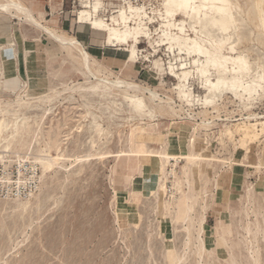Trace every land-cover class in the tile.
Wrapping results in <instances>:
<instances>
[{
  "label": "rangeland",
  "instance_id": "obj_1",
  "mask_svg": "<svg viewBox=\"0 0 264 264\" xmlns=\"http://www.w3.org/2000/svg\"><path fill=\"white\" fill-rule=\"evenodd\" d=\"M85 1L99 2L105 21L125 6L54 0L46 17L35 13L75 38L74 59L47 33L0 12V264H264L257 0H230L235 22L223 54L233 56L230 45L241 52L250 66L244 80L259 75L262 87L253 98L224 90L211 104L195 72L185 81L194 101H179L169 65L192 70V59L204 57L161 41L162 30L176 32L164 26L163 0L132 2L154 32L150 44L140 38L135 60L127 46L107 42L105 31L79 22ZM176 19L193 36L194 18ZM209 30L215 38L216 27ZM129 96L143 106L136 109ZM241 124H256L255 136L243 138ZM44 152L48 169L38 161ZM184 195L192 221L176 205Z\"/></svg>",
  "mask_w": 264,
  "mask_h": 264
},
{
  "label": "bare ground",
  "instance_id": "obj_2",
  "mask_svg": "<svg viewBox=\"0 0 264 264\" xmlns=\"http://www.w3.org/2000/svg\"><path fill=\"white\" fill-rule=\"evenodd\" d=\"M82 7L83 8L78 12L79 22L88 21L93 28L105 31L107 42L112 45L127 46L128 60H135L137 57V44L140 42V38H145L149 44L153 38L152 34L154 32L151 30L149 31L144 22L145 18L148 19V16L140 7L134 6L132 2L125 0V6L120 7L117 13L106 21L103 18H99V16L97 17L99 2L96 1L91 4L90 1H85ZM256 10L259 13L260 22L262 26H264V0H257ZM0 12L13 16L19 20H24L28 24L47 33L66 50L70 58L74 59L70 48L77 47L78 43L75 38L44 25L35 17L31 9L25 5L22 0H0ZM162 14L167 22L164 26L168 28L174 27L176 32L168 31L169 29L167 31L162 30L161 36H163V38L161 41L169 43V49L173 48L174 45L178 46L180 49L183 48L188 57H190L191 54L202 55L204 57L203 60L199 58L192 59V70L186 69L183 63L177 66L173 64L169 65L170 72L177 78L176 88L178 89L179 101H185L188 104L194 101L191 91L185 84L190 73L194 72L198 76L203 77L204 80V89L206 91L204 104L213 103L215 98L224 90L235 92L240 88V92L246 94L248 98H253L257 94V88L262 87L260 84L261 76H252L244 80L250 72V66L246 61L247 58L241 56V52L232 45L229 46V49L233 52V56L223 54V48L228 40L227 36L224 35L228 33L227 31L230 27L234 26L235 22L233 13L231 12L230 0H163ZM177 14H181L186 18H194L191 25L193 36L186 35L185 21H177ZM213 27L217 29L215 37L217 40H215L209 30V28ZM154 31L157 30L155 29ZM221 36L225 38H219ZM203 38L208 42V46L204 45L205 39ZM83 57L84 67L90 70L93 61L89 59L86 54H83ZM153 62L154 65L159 66L157 61ZM174 69H176V71H174ZM178 70L181 71L177 72ZM116 83L121 84L122 82H118L117 80L114 84ZM123 84L124 83H122V85ZM144 90L148 91L151 97L156 96L153 91H149L148 89ZM238 95H240V93ZM128 98L136 109H140L143 106V102L141 99L137 98V96H129ZM256 127V124H241L237 126V131L241 133L243 138H250L255 136ZM6 142L7 141H5V143ZM7 146L8 145L5 147ZM47 156L48 153L44 152V154L38 158V161L44 169H48L52 165V161H50ZM167 158L170 159L171 157L168 156ZM172 172L171 170V173ZM190 199L191 196L184 195L182 197V202L178 200L176 205L181 203V207L185 210V218L192 221L188 214L192 206ZM223 237L224 236H222V240L224 239ZM257 262L258 260H256V263Z\"/></svg>",
  "mask_w": 264,
  "mask_h": 264
},
{
  "label": "crops",
  "instance_id": "obj_3",
  "mask_svg": "<svg viewBox=\"0 0 264 264\" xmlns=\"http://www.w3.org/2000/svg\"><path fill=\"white\" fill-rule=\"evenodd\" d=\"M54 0H33L32 3H30V9L32 13L35 15L42 14L45 15V17L48 15L47 10H54L53 6ZM26 5V4H25Z\"/></svg>",
  "mask_w": 264,
  "mask_h": 264
},
{
  "label": "built area",
  "instance_id": "obj_4",
  "mask_svg": "<svg viewBox=\"0 0 264 264\" xmlns=\"http://www.w3.org/2000/svg\"><path fill=\"white\" fill-rule=\"evenodd\" d=\"M127 1H129V2H133L134 0H127Z\"/></svg>",
  "mask_w": 264,
  "mask_h": 264
}]
</instances>
